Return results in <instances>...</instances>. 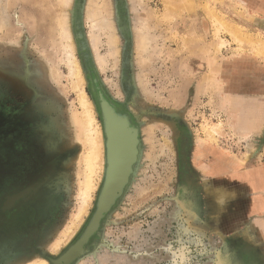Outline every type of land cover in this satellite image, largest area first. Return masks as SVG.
Returning <instances> with one entry per match:
<instances>
[{"label": "rangeland", "instance_id": "obj_1", "mask_svg": "<svg viewBox=\"0 0 264 264\" xmlns=\"http://www.w3.org/2000/svg\"><path fill=\"white\" fill-rule=\"evenodd\" d=\"M259 1L191 0L187 10L181 0H70L67 7L59 0H0V264H28L43 258L41 253L59 257L88 223L102 184L101 177L82 227L53 249L80 203L83 150L71 119L80 110L60 45L66 42L58 39L55 26L64 11L103 141L93 75L139 131V169L103 218L100 235L72 264L250 263L246 249L211 239L210 219L194 218L189 210L200 214L207 205L201 182L217 177L216 161L264 162V72L254 73L257 84L236 74L254 69L245 59H264ZM99 7L114 27L98 28L96 34L102 70L86 16ZM165 7L173 14L168 18ZM139 24L147 25L144 52L136 47ZM224 24L251 41H234ZM218 40L224 44L218 46ZM206 130H212V139ZM128 132L134 145L130 125ZM34 181L43 182L29 198L1 212L8 196ZM119 182L108 181L109 198L112 184Z\"/></svg>", "mask_w": 264, "mask_h": 264}, {"label": "bare ground", "instance_id": "obj_2", "mask_svg": "<svg viewBox=\"0 0 264 264\" xmlns=\"http://www.w3.org/2000/svg\"><path fill=\"white\" fill-rule=\"evenodd\" d=\"M45 1H47V0H45ZM54 1L56 2L57 0H54ZM69 1L70 0H59L58 3L67 7L69 4ZM181 2H184V4H185L184 9H187V10L192 9L191 0H181ZM165 4H169L170 5L169 7H172L170 1L169 2L166 1ZM182 8H183V6H182ZM103 9H104V7H102V8L99 7L96 11L89 10L87 12V15H86L87 19L92 24L90 27L91 33L89 35V41H90V44L92 46L91 48L94 49L96 60H97L96 62L98 64L100 70L104 69L103 68L104 62H103L102 58L97 54L98 42H97L96 34H97V31L99 30L98 28L109 27L112 30L114 29V27L110 26L111 22L108 21L110 18H108V20H105L102 17L101 12ZM164 9H166V7ZM61 10H59V11H61ZM66 12H68V11H66ZM66 12L64 11V12L60 13V15L57 17V21L55 23V26L58 30V33H60V34H58V35H60V37H58V39L60 38V40L66 42L65 45H63L60 42V45L64 46V49H65V54H64L65 55V64L68 68V76L70 77L69 79H71V85H72L71 91L74 92L76 97H77V102H78V106H79V110H80L77 113H73V118H71V119H72L73 126L77 130V140L79 142H81V144H82L81 146H82L83 150H82L80 156H78L79 163L81 165V170H80V180L81 181H80V185H79L80 203H79V206L77 208L76 213L73 216V222L71 223V226L68 227V229L65 231V233H63L61 241H57L54 244L53 249L60 247V244L69 240L75 234V232L79 229V227L80 226L82 227L81 224L84 221V219L88 213L89 204L92 200V194L94 193V190L97 188L99 179L101 177L103 179V176L105 173V167H106V165H105L106 164L105 163V142L102 139V133H101L100 128H99V126L96 122V119H95V115H94L95 113H94V108H93L94 105L87 98L85 91H84V74H83L76 58L73 55V45L71 43V34H70L71 32L69 30L70 25L68 24V18H67ZM171 12L172 11L170 10V8H167L164 16L166 18H168V16H170L172 14ZM55 15H57V14H55ZM213 20L216 23H219L222 25V23L218 20L217 17H214ZM225 26H226L225 27L226 33H228L233 38L234 41H240V40L241 41H251V40H249L250 38H248L239 29L234 28V26H231L229 24H226ZM222 27H224V26H222ZM222 27H220V28H222ZM146 28H147L146 24H139V26H137V29H136L137 30V40H136L137 46L136 47L138 48V51H141V52H144V50L147 46V42H148L147 37L144 34H142L143 30ZM115 40H116V38L113 37L114 43H115ZM218 41L220 42V45L218 42V46H222L224 44V43L221 44L222 42L220 40H218ZM257 42H258V45H261V42L259 40ZM215 47H217V46H215ZM117 53H118V51H115V54H117ZM203 84L205 85V89H206V87L208 86L207 80H206V83H203ZM111 107H113L111 104H104L103 105V108H104V111L106 114V119L108 121V127L110 129V137H109V143H108L109 154H110V157L108 159V163H109L108 181H109V183H111L112 181H115V180L121 181L118 184V188H120L119 186L121 185L122 181L124 180L125 175H126V171L128 170L129 165L131 163V160L133 159V154L135 152V145L129 144V142H128V138H129L128 126H129V124L127 123L126 119L124 117L120 116L119 114H117L115 112V110L111 109ZM108 127H107V130H108ZM206 133H207L208 138L212 139V137H213L212 136V130L211 131L206 130ZM135 136H136V133L134 134V137ZM260 139H261V141L264 139V127L262 130V135H261ZM255 147H253L252 151H255ZM140 157L142 159L141 155H140ZM108 181L106 184V193H105L106 194V196H105L106 200L109 199V197H108L109 192L108 191H110V189H111V187H110V189L108 187ZM91 228H93V225L90 227V229ZM79 252H80V249L78 247H75L70 251L69 254L64 256L61 260L57 261L55 264H67L68 261L75 254H78ZM28 264H47V260L44 258H39V259H36L32 262H29Z\"/></svg>", "mask_w": 264, "mask_h": 264}, {"label": "crops", "instance_id": "obj_3", "mask_svg": "<svg viewBox=\"0 0 264 264\" xmlns=\"http://www.w3.org/2000/svg\"><path fill=\"white\" fill-rule=\"evenodd\" d=\"M258 7L263 10L258 16L264 20V0L259 1ZM245 61L254 69L236 74L248 76L250 82L257 84L259 76L254 73L264 72V59ZM255 64H260L261 69ZM218 163L221 162L216 161L217 177L201 182L205 198H208L207 205L200 214L193 210L189 213L197 219H210L206 233L211 239L215 237L224 244L235 241L249 252L252 258L249 260L264 264V162L233 159L226 164Z\"/></svg>", "mask_w": 264, "mask_h": 264}, {"label": "water", "instance_id": "obj_4", "mask_svg": "<svg viewBox=\"0 0 264 264\" xmlns=\"http://www.w3.org/2000/svg\"><path fill=\"white\" fill-rule=\"evenodd\" d=\"M80 50H81V53L83 54V59L88 60L89 56L86 53V46L84 45V43H81ZM92 83H93V88H94V93H95V98H96V102L98 105L99 113L101 115L103 136L105 139V141H104L105 142V163H106L105 164L106 165L105 173H104L102 184H101V187H100L97 199H96L95 209H94L88 223L86 224L85 228L83 229L82 233L77 238V240L71 246H69L65 252H63L59 257H57L55 259L49 258V257L45 256L43 253H41V256L44 259H47L50 264H55L57 261L61 260L64 256L69 254L70 251L75 247H78L80 249V252L78 254H75L68 261L67 264L74 263L77 259H79L82 255H84L86 253L87 250L85 247L88 244L89 240L94 236L100 235V227H101V223H102L103 218L107 215V213H109L111 208L115 205L116 201L122 196L125 187L128 185V183L130 181V177L134 176L136 173V164H137L138 158H139V149H138L139 131H138V128L131 121L130 117L127 114L121 113L119 111V108H117L116 105H114L110 100L107 99V97L102 92L101 87L99 86V83H98V81L94 75L92 77ZM104 104H111L115 108V111L117 112V114L124 117L126 119L127 123L129 125H131V127L136 132V136L134 138L135 152L133 154V159L131 160V163L129 165L128 170L126 171V175H125L124 180L122 181L121 185L119 186L120 188L115 190L108 200L105 199V196H106L105 193H106V184L108 181V174H109L108 159L110 157V154H109L108 143H109V137H110V129L108 127V121L106 119V114H105V111L103 108ZM107 127H108V130H107ZM261 143H262V145H264V139L261 141ZM33 190H34V187H29V188H27V189H25V190H23L17 194L8 196L5 199V201L1 207V212H5V211L9 210L17 200L25 199V197L29 194V192L33 191ZM92 225H93V228L90 229V227Z\"/></svg>", "mask_w": 264, "mask_h": 264}, {"label": "flooded vegetation", "instance_id": "obj_5", "mask_svg": "<svg viewBox=\"0 0 264 264\" xmlns=\"http://www.w3.org/2000/svg\"><path fill=\"white\" fill-rule=\"evenodd\" d=\"M130 127H131V125H130ZM132 128V127H131ZM46 178L44 177L43 178V181L45 180ZM43 181H34L33 183H31L30 185H28L26 188H24V189H22V190H20V191H18L17 193H19V192H21V191H23V190H25V189H27V188H29V187H34V190L33 191H30L29 192V194L25 197V199H27V198H29L31 195H32V193L37 189V187L41 184V182H43ZM114 184H116V183H113L112 184V193H113V185ZM117 185V184H116ZM117 188H118V185H117V187H116V190H117ZM17 193H15V194H17ZM12 195H14V194H12ZM11 196V195H10ZM25 199H19V200H25ZM18 201V200H17ZM16 201V202H17ZM15 202V203H16ZM14 203V204H15ZM14 206V205H13ZM6 212V211H5ZM252 259V258H251ZM257 261H255V262H252V260H250V263L249 264H257L256 263Z\"/></svg>", "mask_w": 264, "mask_h": 264}]
</instances>
